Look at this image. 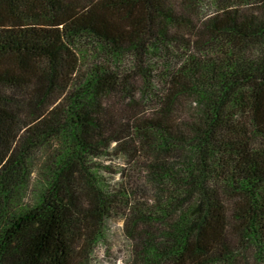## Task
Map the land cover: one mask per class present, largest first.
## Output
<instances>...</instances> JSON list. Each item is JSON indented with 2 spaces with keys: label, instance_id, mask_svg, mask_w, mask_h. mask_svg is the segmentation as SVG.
Segmentation results:
<instances>
[{
  "label": "trees",
  "instance_id": "16d2710c",
  "mask_svg": "<svg viewBox=\"0 0 264 264\" xmlns=\"http://www.w3.org/2000/svg\"><path fill=\"white\" fill-rule=\"evenodd\" d=\"M264 264V0H0V264Z\"/></svg>",
  "mask_w": 264,
  "mask_h": 264
},
{
  "label": "rangeland",
  "instance_id": "374dc122",
  "mask_svg": "<svg viewBox=\"0 0 264 264\" xmlns=\"http://www.w3.org/2000/svg\"><path fill=\"white\" fill-rule=\"evenodd\" d=\"M122 222H110L101 241L85 264H129L128 243L122 232Z\"/></svg>",
  "mask_w": 264,
  "mask_h": 264
}]
</instances>
